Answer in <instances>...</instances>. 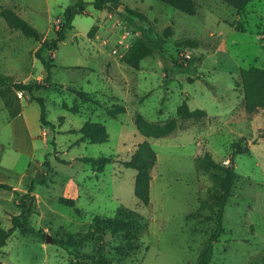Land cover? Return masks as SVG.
<instances>
[{"label": "rangeland", "instance_id": "obj_1", "mask_svg": "<svg viewBox=\"0 0 264 264\" xmlns=\"http://www.w3.org/2000/svg\"><path fill=\"white\" fill-rule=\"evenodd\" d=\"M86 1L88 12L77 15L67 38L56 50L47 52L56 64L51 80L59 85L35 90L45 99L47 118L56 124L55 129L42 126L36 100L17 91L16 96L12 94V105L7 106L0 91V181L23 193L40 174L32 192L36 198L29 219L46 234L40 238L16 229L2 248L3 264H69L72 255L56 239L70 233L85 234L94 215L113 216L121 204L143 217L140 227L132 232V241L139 248L121 255L110 247L104 264H197L215 226L216 209L210 196L213 174L200 160L209 152L214 160L228 164L235 143L247 150L233 158L239 176L224 210L225 230L214 244L211 264H264V109L245 110L239 75L242 67H264V0H252L241 12L223 0H196L195 14L161 0H125L124 7L111 11L113 21L96 9L92 0ZM72 2L0 0V9L14 8L44 38L51 39L65 7ZM128 7L146 16L134 18L146 35L162 34L169 25L175 29L162 53L145 57L140 69L121 59L141 33L138 24L126 19ZM97 24L101 30L89 36ZM188 38L198 46L180 47ZM39 46V41L11 28L0 15L1 73L16 81L41 82L47 70L35 55ZM162 54L168 63L178 55L195 56L194 73L171 65L166 83ZM67 86L90 92L102 106L83 102ZM184 100L192 109H205L207 115L178 118L177 109ZM114 103L127 108L116 118L107 113ZM72 106L80 111L74 113ZM15 109L23 115L14 119ZM137 113L151 121L177 118L180 126L163 137H145L136 127ZM60 116H65L62 123ZM89 119L106 125L108 141L78 142L81 134L72 130H79ZM145 139L157 152L148 205L134 193L135 169L115 160L97 172L82 160L100 155L127 160ZM69 177L79 184L74 207L58 200L66 195L62 184ZM19 199L13 191L0 188V222L5 227H10L11 216L21 211ZM47 235L51 237L48 241ZM101 241L112 246L121 239L107 232ZM96 246L97 242L90 241L83 250L91 252ZM83 264L94 263L83 260Z\"/></svg>", "mask_w": 264, "mask_h": 264}, {"label": "trees", "instance_id": "obj_2", "mask_svg": "<svg viewBox=\"0 0 264 264\" xmlns=\"http://www.w3.org/2000/svg\"><path fill=\"white\" fill-rule=\"evenodd\" d=\"M122 1L123 0H93L91 3L96 9H107L111 12L114 10L113 5L121 4ZM161 1L185 13H197L196 0ZM223 1L233 6L238 12H241L245 10L252 0ZM87 6L88 2L86 0H73L71 4L67 5L63 12V20L55 31L56 35L51 39L44 38L42 33H40L37 28L20 15L14 8L2 6L0 9V15L6 21L8 26L16 28L24 35L33 37L40 42V46L35 51V55L47 70V73L41 82L31 81L26 83L16 81L11 76L0 72L1 96L5 100L6 105L11 106L13 102L12 94L16 96L17 91H24L25 96L28 97L29 100H36L40 104V121L44 127L55 129L56 124L47 118L45 99L42 96L36 95L35 90L47 88L52 85H59L51 80L52 68L56 66V64L54 58L49 56L47 52L50 50H56L59 43L67 38L68 32L74 29V18L77 15L86 14ZM125 16L132 25L138 24L137 19L142 20L146 17L144 13L130 7L126 8ZM138 27L141 31L140 35L131 42L121 57L125 64L134 69H140L141 62L145 57L156 52L162 53V49L168 38L175 33V29L172 25L167 26L162 34L157 35H146L143 33V26L138 24ZM97 30L98 25H94L89 31V36L93 37ZM179 46L192 48L198 46V42L194 39L188 38L181 41ZM162 58L166 83L171 75L170 70H167L169 66L173 65L174 67L189 73H194L193 69L195 70L196 68L195 56L185 57L184 55H178L177 57L170 59L169 63L163 54ZM239 75L244 92L245 110L248 113H254L260 109H264V67L255 65L242 67ZM195 76L200 77L197 75ZM189 80L193 81L194 77L190 76ZM67 88L75 92L83 102H91L97 106H102V103L96 97L92 96L90 92L73 86H67ZM126 110L127 108L123 103H114L111 107H107V113L115 118L126 112ZM72 111L78 113L80 108L74 106ZM19 112L20 109H15L12 113V117H15ZM206 115L207 111L205 109H192L187 100H184L177 109V116L180 119H201ZM59 120L62 123L65 120V116H60ZM134 121L138 131L145 137H163L171 134L180 126L177 118H171L163 122L151 121L141 113L135 115ZM72 131L81 134L78 142L88 141L90 143H103L108 141L110 136L104 123L92 121L90 119L84 121L79 130L73 129ZM246 150L247 149L242 147L241 144L235 143L232 157L228 164L214 160L209 152L205 153L200 160L201 165L213 174L214 184L210 191V196L216 209L213 220L215 226L211 229V232L199 253L197 264H211L214 253V244L219 241L220 236L225 230L224 210L229 198L232 196L234 182L239 176L235 169L233 158L237 154L246 152ZM82 160L91 163L93 169L97 172L103 171L107 164L115 160L120 161L126 167L135 169L136 177L134 193L141 203L146 205L150 203L152 169L157 163V152L149 140L145 139L140 142L131 158L127 160H119L113 155L84 157ZM46 163L49 165L48 161H46ZM39 175L40 174L31 181L27 191L23 193L12 184L0 181V188L11 190L19 195L20 199L18 205L21 208L20 213L11 216L12 223L10 227H5L0 222V264H3L1 258L4 251L2 248L6 245L9 237L16 231V229L19 228L25 233H34L40 238L46 236L43 231L36 229L29 219V213L33 211V204L36 198L32 192L35 188V182L40 181L38 178ZM41 181H43V179ZM58 200L60 203H64L68 206L74 207L76 205V199L73 197L61 195ZM78 210H80V208ZM142 219V215L136 209L121 204L116 209L113 216L100 214L94 215L92 218V227L85 234L77 235L70 233L66 237L57 238L56 243L72 255L69 264H83V260H91L94 264H104V260H106L105 253L110 247L114 248L121 255H126L139 248V244L132 241V232L135 228L140 227ZM107 232H110L112 236L119 237L121 242L115 243L112 246L109 243H103L101 240ZM90 241L97 242V246L94 251H84L83 245Z\"/></svg>", "mask_w": 264, "mask_h": 264}, {"label": "crops", "instance_id": "obj_3", "mask_svg": "<svg viewBox=\"0 0 264 264\" xmlns=\"http://www.w3.org/2000/svg\"><path fill=\"white\" fill-rule=\"evenodd\" d=\"M122 2H125V0H123ZM124 5H125L124 3L115 4V5H113V7H114V9H119V6L120 7H124ZM120 10H122V8H120ZM102 11L106 12L107 15L105 17H107L108 20L113 21V16H111V15H113L112 12L108 11L107 9H102ZM87 12H88V10H87ZM107 19L105 18L104 21H107ZM100 30H101V25H98V31H100ZM19 115L20 116L23 115V112L20 111L19 114H17L15 117H12V118L15 119V118L19 117ZM62 190L64 191V194H66L64 196L75 198L76 199V203H77V199L79 198V184H78L77 181H75L74 179L69 177L68 180L65 181L64 184H62Z\"/></svg>", "mask_w": 264, "mask_h": 264}, {"label": "built area", "instance_id": "obj_4", "mask_svg": "<svg viewBox=\"0 0 264 264\" xmlns=\"http://www.w3.org/2000/svg\"><path fill=\"white\" fill-rule=\"evenodd\" d=\"M60 23H61V22H60ZM60 23H59V24H60ZM23 93H24V91H21V90H20V91H18V94H19L20 96H22V95H23Z\"/></svg>", "mask_w": 264, "mask_h": 264}, {"label": "water", "instance_id": "obj_5", "mask_svg": "<svg viewBox=\"0 0 264 264\" xmlns=\"http://www.w3.org/2000/svg\"><path fill=\"white\" fill-rule=\"evenodd\" d=\"M233 163H234V161H233ZM50 238H51L50 235H47V238H46L47 241H48Z\"/></svg>", "mask_w": 264, "mask_h": 264}]
</instances>
